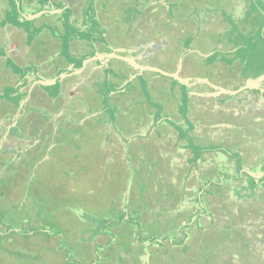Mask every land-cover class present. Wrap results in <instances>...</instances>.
<instances>
[{
	"label": "crops",
	"instance_id": "0c3cea01",
	"mask_svg": "<svg viewBox=\"0 0 264 264\" xmlns=\"http://www.w3.org/2000/svg\"><path fill=\"white\" fill-rule=\"evenodd\" d=\"M88 1L90 6L85 7L84 10L86 11L87 8L89 22L85 19L80 20L78 15L80 12L78 13L72 4L73 0H44L42 3L40 1V4L28 0H0V256L4 258L3 262L11 260L17 264L25 260V262H45L44 264H114L113 262L116 261L115 264H120L118 260L122 258L119 251L121 248L105 249L107 246L103 242L96 243L97 236L101 235L96 227H86L84 233L88 234L87 238L78 237L77 225L84 223L87 226L92 220L94 224L99 219L104 221L109 211L113 212L112 200L108 210L102 214L96 212L94 207L89 209L87 201L92 195L90 197L87 195L92 192L88 191L91 187H87L92 181L96 184L102 182L105 179V176L102 179L103 171L108 165H113L111 129L115 127L123 131L138 126L141 121L138 120L141 116L139 113L143 111L138 107H166L165 103L168 102L169 108L165 114L170 115L169 120L175 121L176 115L182 114V111L186 112V117L189 115L192 119L202 120V116L210 108L215 112L214 114H223L221 110L215 111L214 107L222 106L225 102L223 96L232 98L237 95L238 93L229 94V92L245 82L246 89L258 98L256 107L259 108L256 110L261 114L264 112V39L257 36L264 25V11L252 6L250 12L246 0H200L208 9L218 8V11L210 12L195 10V5H191L192 1L188 0H182L184 4L177 8L172 6L171 1L165 2L168 9H188V12L193 13L188 17L203 15V28L201 27L199 32L212 31L211 34L216 38L217 31H225L229 28L226 20L229 16L231 18L228 17V20L233 28L244 33L243 42L239 41L240 43L232 50L226 51L229 56L216 59L217 54L222 52L219 47L207 52L197 50L198 56L205 58L204 64L210 66L207 76L202 74L200 67L198 71H194L191 67L192 72L200 75L197 80L192 79L193 76L171 79L157 75L163 80L169 78L171 82L180 86L179 89L176 88L182 93L181 99L180 103L176 104L174 102L177 96L174 98L170 94L171 90L166 93L165 89L162 91L158 89L159 87L146 89L144 85L139 87L137 81L134 85L131 84L135 77L141 76L140 73L151 71L146 69L149 66L136 67L138 72L132 74L131 69H128L129 61L125 64L127 71L122 68L126 71L124 76L119 77L118 74L113 73V63L109 62L108 65H104V62L100 63L113 58L110 55L106 56L107 47L110 46L111 50L114 42L122 43L129 38L128 34H123V31L114 27L115 22L121 21L122 18L115 19L114 16L118 11L114 10L112 2L105 0L104 6H99L101 10L107 11L102 21V29L96 20L98 14L96 15L91 7V0ZM138 3L139 0H123L122 3L115 5L120 7L118 9L120 16L126 14L130 16L136 12ZM206 17L209 19L206 20ZM131 19L127 23L131 24ZM122 24L119 27L122 28ZM250 31L252 34H248ZM72 37L80 38L79 48L78 43L70 44L74 41L71 40ZM69 47H76L72 56L67 52ZM206 47L207 45L203 47L204 51ZM187 79L192 82L185 88ZM166 84L170 88L176 86L169 80ZM115 85L119 87L116 89ZM212 90H217L212 95L220 96L221 101L215 102L213 97L209 99L213 100L212 105H205L204 102L200 104V99L199 102H193L194 106L186 103L189 98L209 95L208 92L212 93ZM110 107H119L118 111L122 112L117 120L112 119L113 109L111 108L110 111ZM160 111L156 109L152 114H158ZM103 112L104 115L101 116ZM262 115L263 117L254 119L255 124H252V120L249 123L252 135H249L250 138L247 137L248 145L251 143L252 147V142L259 144L258 147H252L255 161L251 168L250 166L242 168L240 164L237 166H240L244 174V171H247L248 176L252 177L255 190L264 185V178L258 173L264 168V114ZM162 120L163 123H171L167 118ZM233 120L241 121L236 112ZM218 121L209 123L216 129L222 127L218 128L222 133L211 137L212 141L217 140V143L226 145L243 138V134L239 133L241 126L230 123L220 124ZM189 122L183 119L181 121L188 130ZM181 123L178 122L177 126ZM170 125L172 129L177 127L176 123L174 127ZM108 128L110 131H106ZM178 128L179 134L185 133L180 127ZM162 137L164 135L161 134L157 140ZM170 138L173 141L169 140L172 150L171 156L168 155L169 167H172L169 170L173 171L176 165L172 162L173 158L178 159L175 155L177 153L175 147L179 135ZM195 139L202 141L204 137L200 135ZM126 143L129 146L133 145L129 141ZM202 146L201 152L214 154L215 151L212 149L211 152L207 151L206 144ZM232 152L238 154L236 149ZM216 154L217 157L211 156V159L203 163L208 169L201 170L203 171L201 177L208 179L210 172L214 171L215 175L212 176L214 180L209 183L217 190L221 185L223 186L224 177L216 176L219 169H213L215 167L212 163L215 165L220 163L218 162L220 153L216 152ZM230 156L240 158L234 154ZM114 168L120 170V164L114 165L112 173ZM124 169L127 181L129 168L125 166ZM177 173L173 171L172 176L179 179L181 175ZM254 178L256 183L253 182ZM123 179L120 178L121 184ZM180 181L183 183L178 185L177 189L180 190L183 186L186 188V178L182 176ZM79 185H82L81 190L85 192L84 195L78 189ZM201 188L206 190L209 185L204 183ZM115 189L117 192L122 190L118 186ZM50 190H53L52 194ZM187 199L198 200L195 195L190 198L185 197V200ZM198 205L200 204H195L194 201L191 206L197 208ZM123 224L120 223V226L114 228L110 226V230L115 229V233L104 231L105 237L111 242L118 236L120 238V235L128 230ZM119 227L121 228L117 232L116 229ZM80 231L83 232L81 229ZM71 237L85 239L87 242L76 248H73L74 242L68 245V248L64 247V241ZM103 251L106 254L110 253V258L100 261V253ZM186 251L192 255L190 250ZM196 252H198L196 255L201 254L202 260V251ZM114 254L118 256L116 260L115 258L113 260ZM145 255L142 264H151L150 254L146 252ZM82 258L86 262H83ZM193 260L194 258L189 260V263L193 264ZM201 264H208V259L205 258Z\"/></svg>",
	"mask_w": 264,
	"mask_h": 264
},
{
	"label": "rangeland",
	"instance_id": "374dc122",
	"mask_svg": "<svg viewBox=\"0 0 264 264\" xmlns=\"http://www.w3.org/2000/svg\"><path fill=\"white\" fill-rule=\"evenodd\" d=\"M28 1L40 4V1L42 3L44 0ZM109 1L112 2V6L114 5V10L118 11L117 15L114 16L115 19L119 17L122 18L121 21L115 22V29L118 28L123 31V34H128L129 39L123 40L122 43L117 41L114 42L111 45V50L109 49L110 46L107 47L106 45L108 49L105 53L106 56L110 55L113 58L112 60H110L111 58H109V60H103L100 63L104 62V65H108L109 62L113 63V73L118 74L117 76L119 77L120 75L124 76L127 71L125 64L130 61L128 69H131L130 72H133L132 74L138 72L136 67L145 65L160 68L182 79L187 76H193L194 78L192 79L197 80L200 75L196 72H192L191 67L194 71H198L200 67V71L204 76L209 75L208 69L210 67L204 64L203 59L205 58L198 56L197 50L207 52L212 48L219 47L222 52L217 54L216 59L221 56H229L230 54L226 53V51L232 50V48L236 44H239V41L244 37V33L240 32L237 28H233L231 22L228 20L229 16H227L226 19L229 28H226L225 31H217L216 38L214 34H211L212 31L199 32L201 27L203 28V15L197 14L196 17H188L193 14L188 12V9L172 10L167 8L168 5H165L166 1H171L173 3L172 6L177 8L181 4H184L182 0H139L137 10H135L136 12L130 16L127 14L120 16V10H118L120 7L115 5L116 3H122L123 0ZM188 1H192L190 3L191 5H195L194 8L197 11L201 9L209 12L218 11V8H206V4L200 2V0ZM246 1L249 4L250 12H252V6L264 11V0ZM104 2L105 0H91L92 9L95 11L96 15L98 14V17H96L97 23L102 29V21L107 11L101 10L99 6H104ZM72 4H74L78 13L80 12L78 14L80 20L85 19L86 22H89V16L86 14L87 8L86 11L84 10L85 7L90 6L89 1L73 0ZM192 10L195 11L194 9ZM232 15L236 16L235 14ZM129 19H131V24L127 23ZM207 19H209V17H206V20ZM232 20L236 22L233 17ZM120 24H122V28L119 27ZM214 29L217 30L216 28ZM248 34H252V31ZM257 36L258 38L264 39V25L261 27V32L259 31ZM72 38L71 40L74 41L70 42V44L76 43L77 45L78 43L77 47L79 48V42H81L80 38ZM200 38L202 40H200ZM91 45L93 46V43ZM205 45H207V47L204 51L203 47ZM74 48H67V52L71 55L74 53L73 51L76 50ZM189 56L191 58H189ZM126 58L129 60H126ZM123 67L126 71L122 70ZM194 73L196 74L194 75ZM139 75L141 76H137L138 78L135 77L131 84L134 85V82L137 81L136 84H138L139 87L144 85L146 89L159 87V90L161 89L164 91L165 89L166 93H168V90H171L170 94L174 96V98L177 96L174 103H180L179 100L181 99L182 93L177 90V88L179 89L180 87L177 83L174 84L167 78L170 83L176 85L174 88H170L168 84H166L168 80H163L153 71H144ZM187 82L185 88L189 87V83L192 81L187 79ZM117 85L119 84L117 83ZM242 85H245V82L237 85L235 89ZM118 87L119 86L115 85L116 89ZM215 91L212 90V93L208 92L209 95L191 97L186 103L194 106V103L199 102L200 99V104L204 102L205 105H212L213 100L209 99H213L214 97L215 102L221 101L222 99L219 98L220 96L212 95ZM223 100L225 102L221 107H214L215 111L221 110L223 114H214L215 112H212L210 108L205 115L202 116L203 124L202 120H199L200 118L192 119L189 115L186 117L185 111H182V114H177L175 121L169 120L168 118L170 115L165 114L169 108L167 107L169 103L166 101V107H138L143 110L141 113L138 112L139 116L141 115L138 120L142 121H140L138 126L130 127L128 130L124 129L123 131L115 127L112 128L111 152L114 154L113 165L107 164L108 166L103 171L102 177V179H104L105 176V179L102 180V182H98L97 184L93 183V181L90 182L87 188L91 187L88 191L91 190L93 194L90 193L87 195L89 197L92 195L87 202L89 204V209L94 207L96 212L102 214L108 210L112 200L111 206L113 212L109 211V215L104 217V221L99 219L95 224L94 220L87 226L84 223H79L77 225L79 231L78 237L87 238L88 234L84 233L86 227H96V230L101 234L97 236L98 240L96 243L103 242L107 246L105 249L112 247L111 249L116 250V248H121L119 251L121 252L122 258L118 260L120 264H142L146 252H148L152 258L151 264H173L176 262L178 264H190L191 262L189 263V260L193 258V264H201L205 258L208 259V264H264V185L260 188L262 190L258 188L255 190V187L252 185V178L241 176L233 185L235 190L232 192L228 190H231L230 183L227 178L224 177L222 180L223 186L221 185L220 188L216 190V187L211 186L209 183L214 177L210 176L208 179L201 177V173L203 172L201 170L205 168L206 171L208 169V166L203 165V163L207 159H211V156L217 157L218 155L216 152L220 153V160L218 161L220 163L217 165L212 163L213 167H215L213 169L215 170L228 169V167L231 168L232 164L236 167L240 164L242 168H248L249 166L251 168L252 163L255 161V156L252 155V147H258L259 144L252 142L251 147V143L248 145L247 137L252 135V129L249 126L250 120H252V124H255L256 122L254 119L263 117L262 114H264V112L261 114L259 110H256L259 108L256 107L258 100L257 96H255V94L252 95V92L246 89L234 95L232 98L223 96ZM252 105L254 106L250 107ZM111 108L113 109L112 111ZM118 109L119 107H110L113 120H117L119 118L118 116H120L119 114L122 113H120ZM131 109H135V107H131ZM156 109L159 111L161 110L158 113L159 115L152 114ZM234 112L237 113L241 121L233 120ZM108 113L109 112H107L106 115H108ZM102 115H104V112L101 116ZM165 118L171 123H163L162 119ZM182 119L183 121H187V123L190 121L189 130L181 123ZM217 120H219L218 123L220 124L230 123L231 125L238 124L241 126L239 133L243 134V138L238 140V142H229L231 144L226 145L217 143V140L212 141L211 137L222 133L219 131L220 129H218L222 127H217L216 129L209 124ZM178 122L181 124L177 126ZM175 123L177 127H174ZM170 124H172L175 129H172ZM178 127L185 131V133L182 132L179 134L180 130ZM106 131H110L109 128L106 129ZM161 134L164 135V137L157 140L158 136ZM173 135H179V141L175 147V150H177L175 155L178 159L173 158L172 161L171 158V161L176 164L175 167H173V171L175 173L178 172L177 174L179 176L181 175V177L183 176V178H186V188H193L196 186L192 190H186L184 186L180 188V190L177 189L178 185L183 183L180 181L181 177L176 179L175 176H172L173 171L169 170L172 168L169 167L170 158H168V155L171 156L172 154L169 140ZM200 135L204 137L202 141L195 139V137ZM127 141L131 142V144L133 143V145L129 146L126 143ZM205 144L207 145V151L211 152L212 149L215 151L213 152L214 154H211L212 152H201L200 149H202V145ZM159 149H161V151ZM233 149H236L238 154L233 153ZM106 153H108V151ZM231 154H234V156L238 155L240 158L236 159L230 156ZM115 164H120V170L116 169V171L114 168V173H112ZM125 166L129 168V177L127 181L125 180ZM88 168H90V166ZM110 173L112 176H110ZM119 177L124 178L122 180L123 184H121L122 182H120ZM173 180H176L175 183L177 185H174L175 183ZM204 183H207L209 188L204 190L205 192L202 195L203 201L199 202V207L189 208L190 210L188 212L178 211L180 207L182 209L187 208L183 203L185 197L190 198L193 195H199L198 192L201 189V185ZM116 186L122 190L117 192L115 189ZM77 187L81 190L82 185ZM49 192L52 194L53 190ZM81 192L83 195L85 194L83 190H81ZM192 217H194L196 223H201L199 227L205 228L206 230L197 232V230L184 228L185 231L190 233L187 237L185 234L178 233V228L181 226L185 227L184 224L189 222L190 219H193ZM120 223H124L123 226L127 227L128 230L122 233L120 238L118 236L115 241H109L108 237L106 238L104 234H106V232L111 233V231L115 233V229L110 230V226H113V228L118 227ZM121 227L117 228L116 231ZM80 229L83 230V232H81ZM74 239L76 238L71 237L69 240L64 241V247L68 248V245L74 242L75 246H73V248H76L84 242H87L85 239H76L75 241ZM219 241L221 242L220 248H218ZM197 246L200 247V249L193 250L192 247ZM185 249L190 250L192 255H189ZM197 250L202 251V260L200 259V253V255H196L198 253L196 252ZM100 254V261L104 258H107V260L110 258V253L106 254L105 251H103ZM115 255L116 254L113 256V260L114 258L115 260L118 258V256ZM49 258H47V260ZM3 259L4 258L0 256V264H14L11 260H5V262H3ZM83 260V262H86L85 259ZM44 263L45 262L37 263L34 261L25 262V260H23V262H17V264ZM113 263L115 264L116 261Z\"/></svg>",
	"mask_w": 264,
	"mask_h": 264
},
{
	"label": "flooded vegetation",
	"instance_id": "af4514ba",
	"mask_svg": "<svg viewBox=\"0 0 264 264\" xmlns=\"http://www.w3.org/2000/svg\"><path fill=\"white\" fill-rule=\"evenodd\" d=\"M223 165V164H222ZM232 167L230 168V167H228V169H223V170H217V172L218 173H216V176H218V175H221V176H223V177H226L227 178V180L229 181V183H230V187H231V190L230 189H228L229 191H233V190H235V188H233V185L235 184V182L237 181V179H239V177H241L242 175H244L245 177H247V178H252L251 176H248V172L247 171H244L245 172V174L243 173V170L241 169V168H239V167H236L235 165H231ZM258 173H259V175L261 174V176L264 178V168L263 169H261L260 171H258ZM215 175V172L214 171H211L210 172V176H214ZM209 176V177H210ZM213 180H214V178L212 179V180H210V182H213ZM256 181V179L254 178L253 179V182L254 183H256L255 182ZM253 185V184H252ZM254 186V185H253ZM192 188V187H191ZM193 188H195V187H193ZM186 190H190V188H186ZM200 190H202V191H200ZM199 190V192H198V194L199 195H197L196 196V198H198V200H195V204L196 203H198L199 204V202H200V200H202V195H203V193L205 192L204 191V189L203 188H201ZM203 201V200H202ZM183 203L185 204V207H187V208H185V209H182L181 207L179 208V210L178 211H186V212H188L190 209L189 208H192V204H194V201H192L191 199H187V200H183ZM193 219H190V221L189 222H187V223H185L184 225H185V227H183V226H181V227H179L178 228V233H180V234H185L186 235V237L190 234L189 232H187V231H185V229H190V230H197V232L198 231H204V230H206L205 228H201V227H199L200 226V224L199 223H196L195 221H194V217H192ZM199 227V228H198ZM185 228V229H184ZM183 229V230H182ZM221 242L219 241L218 242V248H220L221 247ZM193 246V245H192ZM193 248V250H195V249H200V247H192Z\"/></svg>",
	"mask_w": 264,
	"mask_h": 264
},
{
	"label": "water",
	"instance_id": "95a60500",
	"mask_svg": "<svg viewBox=\"0 0 264 264\" xmlns=\"http://www.w3.org/2000/svg\"><path fill=\"white\" fill-rule=\"evenodd\" d=\"M146 69H150L151 71H154L161 76H165V77H169V78H175V79L179 78V77H177V75H175L173 73L165 72V71H163L157 67H147ZM246 88H247L246 86L242 85V86L238 87L237 89L230 91L229 94L239 93L240 91L245 90Z\"/></svg>",
	"mask_w": 264,
	"mask_h": 264
}]
</instances>
